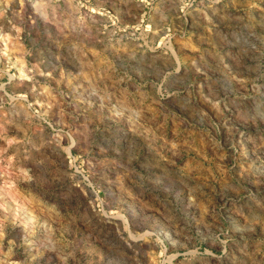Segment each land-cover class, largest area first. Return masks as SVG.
Masks as SVG:
<instances>
[{
	"label": "rangeland",
	"instance_id": "rangeland-1",
	"mask_svg": "<svg viewBox=\"0 0 264 264\" xmlns=\"http://www.w3.org/2000/svg\"><path fill=\"white\" fill-rule=\"evenodd\" d=\"M0 264H264V0H0Z\"/></svg>",
	"mask_w": 264,
	"mask_h": 264
}]
</instances>
